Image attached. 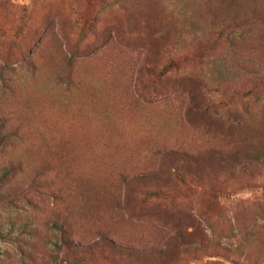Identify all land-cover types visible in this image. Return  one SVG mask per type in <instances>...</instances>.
Returning <instances> with one entry per match:
<instances>
[{
	"label": "rangeland",
	"instance_id": "rangeland-1",
	"mask_svg": "<svg viewBox=\"0 0 264 264\" xmlns=\"http://www.w3.org/2000/svg\"><path fill=\"white\" fill-rule=\"evenodd\" d=\"M256 15L0 0V264H264Z\"/></svg>",
	"mask_w": 264,
	"mask_h": 264
},
{
	"label": "trees",
	"instance_id": "trees-1",
	"mask_svg": "<svg viewBox=\"0 0 264 264\" xmlns=\"http://www.w3.org/2000/svg\"><path fill=\"white\" fill-rule=\"evenodd\" d=\"M262 17H259V15H256V16H251V17H249L247 20H245L244 22V24H250V23H252V22H254V21H260V20H263L264 21V19H261ZM212 153V152H211ZM214 154H216L220 159H222L224 156L223 155H227V156H231L230 154H228V153H221V152H219V151H215L214 153H212L211 155H214ZM220 155V156H219Z\"/></svg>",
	"mask_w": 264,
	"mask_h": 264
}]
</instances>
